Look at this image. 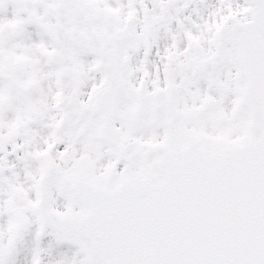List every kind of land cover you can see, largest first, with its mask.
I'll list each match as a JSON object with an SVG mask.
<instances>
[{
    "label": "snow or ice",
    "instance_id": "1",
    "mask_svg": "<svg viewBox=\"0 0 264 264\" xmlns=\"http://www.w3.org/2000/svg\"><path fill=\"white\" fill-rule=\"evenodd\" d=\"M0 264H264V0H0Z\"/></svg>",
    "mask_w": 264,
    "mask_h": 264
}]
</instances>
